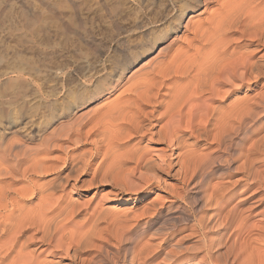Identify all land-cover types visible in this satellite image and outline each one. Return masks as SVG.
I'll return each instance as SVG.
<instances>
[{
	"label": "bare ground",
	"instance_id": "6f19581e",
	"mask_svg": "<svg viewBox=\"0 0 264 264\" xmlns=\"http://www.w3.org/2000/svg\"><path fill=\"white\" fill-rule=\"evenodd\" d=\"M71 1L57 28L81 59L51 55L41 84L31 66L37 107L0 103V264H120L115 243L132 247L124 264H264V208L249 219L264 203V0H142L125 18L99 0L101 34ZM182 23L181 44L161 47ZM25 109L37 126L4 142ZM117 184L131 195L80 203Z\"/></svg>",
	"mask_w": 264,
	"mask_h": 264
},
{
	"label": "rangeland",
	"instance_id": "374dc122",
	"mask_svg": "<svg viewBox=\"0 0 264 264\" xmlns=\"http://www.w3.org/2000/svg\"><path fill=\"white\" fill-rule=\"evenodd\" d=\"M69 1H70V3H69ZM96 1L98 4L96 3ZM98 1L99 0H95V1L94 0H79V1L75 0V1H73V3H75V4L77 3L76 4L77 8H78V10L80 9L78 12H79V14L82 13L80 16L85 21L86 26L89 28L91 27V29L94 28V31L92 29V31L94 33L101 34V33H106L107 26H106V22H105L106 20L104 19L105 15L103 14L102 11H100V8H99L100 4ZM106 1H107L106 4H108L109 6L111 4L113 6L114 2H116L114 6L119 7V8L117 7L118 11L121 12V16L123 17V15H124V18H125L127 14L132 15V14H135L134 12H137L138 10L142 9L144 7V5H143L144 2L149 1V0H146V1L143 0L144 2L142 0H137V1L136 0H114V2H113V0H109V1L106 0ZM71 2H72L71 0H0V98H1L0 103L8 100L6 102L7 105L5 107H8L9 104L13 105L14 103L25 105V104H27V102H28L27 105H33L34 107L38 106L37 105L38 97L36 98L35 97L36 95L33 96L31 94L32 92H34L33 90H32V92H30V80H29V76L27 75L28 72L30 71L29 70L30 68L33 67L34 71L36 73V74L34 73V76H35L34 80L36 79L35 80L36 84H41V81L43 80L42 78L44 77L41 75L44 74L43 69H44V66L46 65V63L48 61L47 58H52V57L56 58V57L62 56L61 54H64V56L66 55L65 57L67 58L65 61H68V63L78 62L79 59H81L80 56L83 55V51H81L82 49L80 47V43L77 40H75L74 38H72V36H70V35L64 36L59 31V29L57 28V21L59 19L63 18L66 20H70L73 18V15H71V14H73V12L71 11L72 10L71 9L72 8ZM156 2L161 3V4L160 3L158 4V6H157V9H158L159 7L160 8L162 7L161 6L162 3H164V2L169 3V0H156ZM165 3L163 4V6H167L168 3L167 4H165ZM43 4L46 5L45 6L46 11L44 9ZM141 4H142V7H141ZM146 4H147V2L145 3V5ZM47 9H49V10L47 11ZM125 9L128 11H126ZM136 9H138V10L136 11ZM122 10L123 11L125 10V11L123 12ZM132 10H133V13H132ZM69 16H71V17H69ZM203 16L195 17L194 19H195V21H196V19H200V18L203 19L205 17V16L204 17ZM68 17H69V19H68ZM102 22H104V23L102 24ZM97 24H98V26H97ZM183 24L184 23H182L177 28L178 29L177 32H175L174 34H171L170 36H168L164 40V42H163L164 44H162L161 47L166 46V45H170L171 47H169V49L171 48L170 51H173L174 49H176V47L178 45L181 44L182 35H183L182 34ZM97 32H99V33H97ZM63 36L65 38H63ZM161 47L159 46V48L153 49V51H151L150 54H148V53L147 54L149 56L151 55L150 57H154L157 54L158 49H160ZM74 50H76V51L79 50V52L81 51L80 52L81 55L80 56L76 55L75 54L76 51H74ZM51 55H52V57H51ZM149 56H147L145 54V56L142 57L137 62V64H135L133 66V68H130L125 73V75L122 77V84H125L127 76L129 75V73L131 71H134V70L135 71L139 70L144 59H146ZM103 61H105V58L103 59ZM28 66H29V68H28ZM35 67H36V69H35ZM39 70L42 71L43 73L40 72ZM24 71H26V72H24ZM36 75H38V76H36ZM19 76H21V77H19ZM57 81L58 80L54 79V81L51 82L50 84L54 85ZM119 91H121V90H118L117 92H115L110 99L114 98L119 93ZM1 94L3 95V97ZM5 99H7V100H5ZM110 99L106 100V102L109 101ZM104 103H102V104H104ZM102 104H99V105H102ZM25 112H26L25 113L26 119H24L23 123H26V125L24 126V129L22 128L23 127L22 124H19L15 128H12L10 131H8V133L5 134V136H3L4 142H7V140L14 139V138L15 139L17 138L18 140H20V139H22L23 136H25L22 134L24 131L31 130L37 126L36 120H37L38 116L40 115L38 113L40 111L38 110L37 112H35L36 113L35 117H33L35 113L34 112L32 113L31 111H30V114L28 115L29 109L28 110L25 109ZM30 115H33V116H30ZM56 124L57 123L55 122V123H51L47 127H44V129L42 131L43 135L49 134V132H51V130H53V128L56 127ZM18 137H20V138H18ZM33 144H35V143H33ZM55 154L53 156H59V153H58V155H57V153H55ZM101 189L102 188H100L99 190H101ZM251 189H250V191H248L244 194H240L241 190L237 191V189H236L235 190L236 192L234 191L236 196H234V198L231 199L232 200V201H230L231 204H236L237 200L239 201L241 199L246 198V196L252 195L255 188L254 189L251 188ZM103 191H104L103 193L106 192V194L109 195L108 197H106V199L103 200V198L101 196H99L98 194L95 195L94 192H88V193L84 194L83 197L80 198V203H82V204L86 203L87 204L86 208H89V211H90L92 208H94L96 206L114 205L111 203L118 196L119 197H126L128 195H131L127 192V190L125 188H119L118 184H117V186L116 185H114L112 187L108 186ZM262 193L263 192L261 191V193H258L256 196H253V197L258 199V197ZM160 194H162V193H160ZM154 197L155 196L152 194L148 197V199H153ZM255 198H254V200H255ZM87 200L90 203H87L88 202ZM254 200H250V202H253ZM178 204H180V203H178ZM252 207H255V208L252 209L253 212L249 218L251 220V222H253V221L255 223L263 222V221H259V219H258L259 217L257 218V216H254V215H255V212L257 213V211H260V209L264 208V203H262L258 207H257V205L256 206L254 205ZM123 208H124L123 205H120L117 207L116 212L118 211L120 216L123 215V212L125 213V210L123 211ZM184 208L187 211H190V209H191V207L189 205L185 206ZM141 211H142V208H139L134 213L136 215H138L141 213ZM164 212H165V209H164L163 213ZM160 216L161 215L155 216L153 218L152 222L155 223V222L159 221ZM109 218L110 217H106V220H103L104 222L102 221L100 223V230H102L101 234L104 237H107L109 234H111L112 230L114 229L113 226H115V223L118 220V219H113V218H110V220H109ZM166 227H168V225ZM179 227H181V225ZM150 232L151 231L147 230L145 232L146 236H148ZM117 244L115 243L114 246L116 245L119 248V257L121 258L120 261L122 264H124L122 262V259H123L122 254H123V252L128 253V252H126L127 249L129 250L132 247L126 246L125 244H121L122 246L119 243H117ZM124 249H126V250L124 251ZM130 251H131V249H130ZM184 257L186 258V255ZM158 261H160V259L156 260L155 263L153 262V264L159 263ZM229 263H230V261H229ZM132 264H136V263H132ZM150 264H152V263H150Z\"/></svg>",
	"mask_w": 264,
	"mask_h": 264
}]
</instances>
